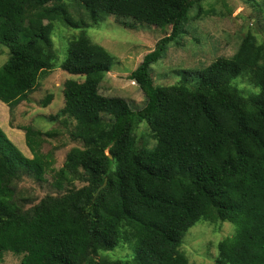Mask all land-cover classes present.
I'll return each mask as SVG.
<instances>
[{"label": "trees", "instance_id": "1", "mask_svg": "<svg viewBox=\"0 0 264 264\" xmlns=\"http://www.w3.org/2000/svg\"><path fill=\"white\" fill-rule=\"evenodd\" d=\"M73 1L82 8L78 20L64 0H0V42L8 49L0 101L10 108L55 69L56 26L78 30L60 63L76 77L65 79L63 105L48 116L56 128L11 123L24 131L31 157L0 128V262L10 252L18 264H195L180 250L186 232L199 222H230L235 231L217 242L211 264H264V39L248 29L231 55L157 83L151 64L170 43L179 45L177 35L205 37L196 20L211 13L207 0ZM107 16L167 28L128 76L144 94L140 109L98 91L114 57L86 29ZM142 121L150 145L137 135ZM49 137H59L57 148L68 145L59 167L43 149ZM23 174L49 176L55 191L36 201L24 196ZM119 244L132 253L102 254Z\"/></svg>", "mask_w": 264, "mask_h": 264}, {"label": "rangeland", "instance_id": "2", "mask_svg": "<svg viewBox=\"0 0 264 264\" xmlns=\"http://www.w3.org/2000/svg\"><path fill=\"white\" fill-rule=\"evenodd\" d=\"M260 0H207L203 9L212 8L211 13L197 19L198 30L205 34L199 42H191V33L182 32L176 36L173 46L169 44L166 53L151 64L150 72L155 82H174L181 78L180 71L186 68H199L206 65L205 60L210 61L216 56H229L237 47L241 35L248 29L256 35L257 40L264 39V8L259 4ZM72 18H81L82 8L73 0H64ZM210 8V9H211ZM193 10L189 12L192 15ZM222 12V13H221ZM166 30L167 28H163ZM162 28L154 25H138L130 27L122 25L113 16H107L104 21L86 29L90 39L103 46L114 57V63L110 71L102 74L98 82V91L105 96H117L127 101L131 109L137 110L143 107L145 98L138 84L128 76L141 62L144 54L155 47L156 41L164 36ZM78 30L58 24L52 31L54 47L57 50L58 58L56 67L50 73L39 78L35 90L28 95V98L20 101L16 106L10 108L6 103L0 101V128L7 137L27 157L32 154L25 143L24 131L11 126V123L32 124L41 130L56 128L57 121H50L48 116L55 114L63 105L62 87L66 78L76 77L60 69V63L65 59L69 39ZM194 33V32H192ZM189 41V42H188ZM8 58L7 47L0 42V67ZM239 80L236 78L235 80ZM241 86L244 83L239 81ZM52 94L51 102L41 106V99ZM60 123L58 128L60 127ZM146 123L142 121L137 129L140 140L152 144L146 136ZM61 135V134H60ZM58 138H48L51 143L43 146V149L53 151L54 164L59 167L62 163L66 147L57 145ZM70 145V143H69ZM48 180L37 181L28 175H22L18 182V188L24 196L32 200H38L46 192H54ZM27 206V205H26ZM235 227L230 222H221L218 228L206 223H197L192 226L182 238L180 250L185 253L191 263L211 264L217 253L216 244L227 233L232 234ZM228 235V234H227ZM121 244L112 250L103 251V255L115 258L114 252L118 255H125V252L132 253L129 249H120ZM121 256V255H120ZM19 256L10 252L4 254L0 264H18Z\"/></svg>", "mask_w": 264, "mask_h": 264}, {"label": "water", "instance_id": "3", "mask_svg": "<svg viewBox=\"0 0 264 264\" xmlns=\"http://www.w3.org/2000/svg\"><path fill=\"white\" fill-rule=\"evenodd\" d=\"M104 183H105V180H104ZM104 183H103V184H104ZM99 188H100V187H99ZM99 188H98V189H99ZM98 189H97V190H98Z\"/></svg>", "mask_w": 264, "mask_h": 264}]
</instances>
